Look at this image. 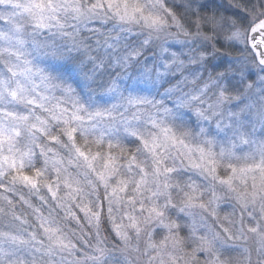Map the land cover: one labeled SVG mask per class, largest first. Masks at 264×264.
Returning <instances> with one entry per match:
<instances>
[{"label":"clouds","instance_id":"9594fccd","mask_svg":"<svg viewBox=\"0 0 264 264\" xmlns=\"http://www.w3.org/2000/svg\"><path fill=\"white\" fill-rule=\"evenodd\" d=\"M0 264H264V0H0Z\"/></svg>","mask_w":264,"mask_h":264}]
</instances>
